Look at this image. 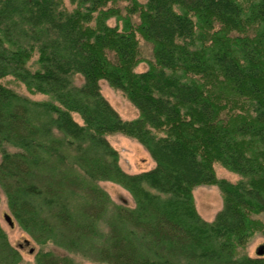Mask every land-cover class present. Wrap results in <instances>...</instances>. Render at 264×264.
<instances>
[{"label": "rangeland", "instance_id": "obj_1", "mask_svg": "<svg viewBox=\"0 0 264 264\" xmlns=\"http://www.w3.org/2000/svg\"><path fill=\"white\" fill-rule=\"evenodd\" d=\"M32 1L0 0V27L26 36L15 55L4 42L0 83L40 103L34 140L0 112V163L31 194L14 214L0 184V264H264V71L195 0H49L57 30ZM51 67L56 82L16 76ZM231 201L240 231L221 221Z\"/></svg>", "mask_w": 264, "mask_h": 264}, {"label": "trees", "instance_id": "obj_2", "mask_svg": "<svg viewBox=\"0 0 264 264\" xmlns=\"http://www.w3.org/2000/svg\"><path fill=\"white\" fill-rule=\"evenodd\" d=\"M32 1V0H30ZM33 6V24L37 25H49L54 27L56 30L62 26L59 24H53L52 21L45 20V17H49L50 20H58L61 22L63 20L62 15L57 12L56 3H51L49 0H34ZM42 1L43 5H40ZM199 6L207 14L211 15L215 21H217L218 29L216 31V40L223 45L226 49L231 51H237L241 54L243 59L251 66L258 67L264 71V0H195ZM16 8V7H15ZM19 11V10H18ZM16 12H11L15 14ZM58 17V19H57ZM30 17L28 18L29 21ZM5 21L7 17L4 18ZM62 23V22H61ZM53 24V25H52ZM0 27V78L5 75L2 71L1 66L11 65L12 59L9 53L8 59L5 58L6 51L4 48L5 44L12 47V49H18L16 53H20L22 47L20 40L25 41V35H19L20 40L15 41L9 35L8 30L2 29ZM71 28V26H70ZM53 30V29H52ZM74 31V30H73ZM71 49V48H70ZM69 54H73L74 51H69L68 48L65 49ZM15 51V50H14ZM89 53L88 48L84 51ZM91 63L93 67L97 62V56L94 54L90 56ZM232 63V60H230ZM41 68L49 67L46 66V63L43 62V59L38 60ZM101 67V66H100ZM19 79L24 81L26 84L30 83L32 77H40L44 82L48 80H54L59 78V71L54 68H49L43 72L30 73L28 71H17ZM50 83V82H49ZM138 82L135 83L137 86V95L138 97H148L152 99L155 103H162L163 98H158L152 95V87H149L148 84L144 81L138 85ZM30 85V84H29ZM28 85V86H29ZM58 86V83H57ZM66 97L70 98V95ZM40 103L19 97L13 93L7 86L0 83V112L7 117L9 123H15L22 125L25 129H28L32 135V140L36 139L39 135V126H38V116L35 114L36 107ZM102 109L104 110L107 106L101 104ZM164 107H162L163 110ZM162 110H159L162 111ZM168 110L171 112L174 110V106L168 105ZM98 115V113L96 112ZM11 126L10 124H8ZM12 129V128H11ZM30 142V141H29ZM26 153L20 155V157L15 162V168L18 169H30L32 165L31 155L29 154V149L25 148ZM9 160L4 158L0 163V184L4 187L6 194L8 196V201L10 209L14 214L19 212L22 209L29 208L30 197V187L26 184L18 175L13 174L9 170ZM235 198L242 199L241 196L235 194L233 191L230 193ZM242 201H231L230 205L224 210L223 213V224L226 227L235 228L240 231L241 227L244 224V213L239 208L242 206ZM204 234L203 231L196 232L191 231V237L194 239H200V234Z\"/></svg>", "mask_w": 264, "mask_h": 264}, {"label": "water", "instance_id": "obj_3", "mask_svg": "<svg viewBox=\"0 0 264 264\" xmlns=\"http://www.w3.org/2000/svg\"><path fill=\"white\" fill-rule=\"evenodd\" d=\"M7 218V220L9 221V223H11V220H10V218L7 216L6 217ZM31 252H32V249H31ZM260 253H262L263 252V250H261V251H259Z\"/></svg>", "mask_w": 264, "mask_h": 264}]
</instances>
